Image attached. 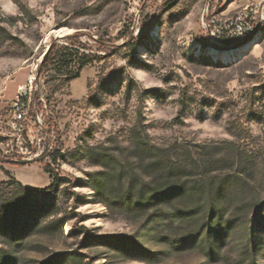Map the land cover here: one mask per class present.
I'll return each instance as SVG.
<instances>
[{
    "label": "rangeland",
    "instance_id": "1",
    "mask_svg": "<svg viewBox=\"0 0 264 264\" xmlns=\"http://www.w3.org/2000/svg\"><path fill=\"white\" fill-rule=\"evenodd\" d=\"M242 5L0 0V128L23 87L28 135L52 146L20 165L0 137V264H234L246 244L264 264V27L222 44L200 28ZM74 33L91 63L40 72ZM32 164L54 190L7 171Z\"/></svg>",
    "mask_w": 264,
    "mask_h": 264
},
{
    "label": "built area",
    "instance_id": "2",
    "mask_svg": "<svg viewBox=\"0 0 264 264\" xmlns=\"http://www.w3.org/2000/svg\"><path fill=\"white\" fill-rule=\"evenodd\" d=\"M261 27H264V0H243L240 10L234 16L225 19L219 18L216 14H206L200 26L202 34L207 39L219 44L243 41ZM24 89L19 88L11 108L12 118L5 124L8 130L0 128V137L8 139L7 141L16 148L15 151L14 148L8 151L6 157L16 154L12 158H19L21 162L29 163L38 159L44 151L49 154L52 146L45 147L42 142L35 143L28 135L27 123L31 120H27L25 116ZM34 114L37 115L36 112Z\"/></svg>",
    "mask_w": 264,
    "mask_h": 264
},
{
    "label": "trees",
    "instance_id": "3",
    "mask_svg": "<svg viewBox=\"0 0 264 264\" xmlns=\"http://www.w3.org/2000/svg\"><path fill=\"white\" fill-rule=\"evenodd\" d=\"M80 37V33H74L62 38L61 41L53 40L43 56L39 67L40 72L47 71L50 67H53L58 73H61L62 70L67 71L69 80L75 79L78 76V71L91 63L92 60L91 56L84 53L85 45L80 41ZM61 159L62 154L58 150H55L52 154V160L56 162ZM43 171L48 174L51 179V185L44 189L43 192H50L57 187L60 179L53 174V171L50 168L45 167L43 168ZM15 183L19 185L22 192L27 193L31 191L30 189L21 186L18 182ZM210 251L211 250L209 249V253L213 255V252ZM254 251V246L251 247L246 244L243 248L244 253L234 264H258L257 259L254 257Z\"/></svg>",
    "mask_w": 264,
    "mask_h": 264
},
{
    "label": "crops",
    "instance_id": "4",
    "mask_svg": "<svg viewBox=\"0 0 264 264\" xmlns=\"http://www.w3.org/2000/svg\"><path fill=\"white\" fill-rule=\"evenodd\" d=\"M31 168L33 170H36L37 172L42 173L46 177V183L48 185H51V179L48 174L44 173V171L36 164L32 165H24V166H15L11 165L7 167V171L10 173L16 174V177L19 179V181L24 185L26 188L34 187L36 185V182H34V178L31 175ZM17 171V172H16ZM20 177H23L27 180V182H23ZM50 182V183H49Z\"/></svg>",
    "mask_w": 264,
    "mask_h": 264
},
{
    "label": "bare ground",
    "instance_id": "5",
    "mask_svg": "<svg viewBox=\"0 0 264 264\" xmlns=\"http://www.w3.org/2000/svg\"><path fill=\"white\" fill-rule=\"evenodd\" d=\"M60 33H62V30H59V31H56L55 32V35H60ZM221 54V53H220ZM221 56V55H220ZM216 58V57H215ZM218 58H220V57H218Z\"/></svg>",
    "mask_w": 264,
    "mask_h": 264
},
{
    "label": "water",
    "instance_id": "6",
    "mask_svg": "<svg viewBox=\"0 0 264 264\" xmlns=\"http://www.w3.org/2000/svg\"><path fill=\"white\" fill-rule=\"evenodd\" d=\"M58 30H59V29H58ZM58 30H56V31H58ZM56 31H55V32H56ZM17 163L20 164V165H23V162H17Z\"/></svg>",
    "mask_w": 264,
    "mask_h": 264
},
{
    "label": "clouds",
    "instance_id": "7",
    "mask_svg": "<svg viewBox=\"0 0 264 264\" xmlns=\"http://www.w3.org/2000/svg\"><path fill=\"white\" fill-rule=\"evenodd\" d=\"M9 8H11V5H9Z\"/></svg>",
    "mask_w": 264,
    "mask_h": 264
}]
</instances>
